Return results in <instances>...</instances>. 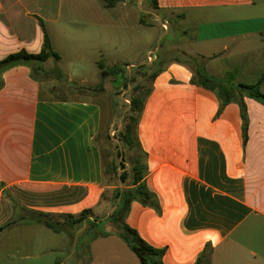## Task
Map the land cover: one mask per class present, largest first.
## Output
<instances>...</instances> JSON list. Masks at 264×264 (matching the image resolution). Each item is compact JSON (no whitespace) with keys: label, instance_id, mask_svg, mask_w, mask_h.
Masks as SVG:
<instances>
[{"label":"crops","instance_id":"crops-1","mask_svg":"<svg viewBox=\"0 0 264 264\" xmlns=\"http://www.w3.org/2000/svg\"><path fill=\"white\" fill-rule=\"evenodd\" d=\"M156 2L158 9L147 11L150 19L144 25L140 0L73 1L87 6L83 18L99 42L96 58L107 55L109 43L119 51L117 63L126 68L160 62L163 69L137 129L148 166L145 182L159 210L133 202L126 222L149 245L165 250L164 264H196L200 258L202 264H264V105L244 97L245 137L239 104L221 109L214 92L191 82L192 68L235 86L260 81L264 0ZM62 6L63 0H0V60L21 50L41 52L44 31L38 19L59 54L52 33L59 36ZM144 26L160 27L171 37L162 49L149 50L147 59ZM111 29L123 31L118 41L106 36ZM176 52L186 59L172 57ZM0 78V264H46L60 250L68 254V264H95L97 259L111 264V254H118L112 257L120 262L140 264L123 240L101 237L100 230L86 225L75 234L63 230L67 247L49 246L41 231L49 228L32 219L102 208L110 187L103 184V158L95 143L103 119L100 105L43 95L42 80L33 78L27 66ZM72 79L85 86L98 83L88 76ZM260 91L264 94V82ZM77 239L82 245L73 251ZM96 246L111 253L98 255Z\"/></svg>","mask_w":264,"mask_h":264},{"label":"trees","instance_id":"trees-1","mask_svg":"<svg viewBox=\"0 0 264 264\" xmlns=\"http://www.w3.org/2000/svg\"><path fill=\"white\" fill-rule=\"evenodd\" d=\"M111 0H105V2ZM117 2L119 0H112ZM153 5V10H157L156 0H150ZM149 1V2H150ZM40 26L44 31V42L42 50L38 54L29 53L25 50L18 51L8 55L6 58L0 60V74L3 72L15 68L17 66H27L32 71V77L37 78L36 73H41L43 76H54L56 75L61 81H69L64 72L55 67L53 71H46L43 67V64L49 59H53L56 63L60 61V55L54 50L52 41L46 31L45 24L41 19H38ZM141 22L144 25H148L147 21L143 18ZM189 61H195L192 58L188 59ZM196 62V61H195ZM160 62L148 66L153 68L151 74L145 75L144 78H141L139 81H136L134 77H128L127 68H114L111 74L115 75L118 83H114L113 87L115 89L129 91V110L125 115V119L117 129L119 134L117 157L119 159L122 157L124 161L118 162L119 159H113L111 162L105 160V156L102 154L103 158V184L106 180L107 175H112V181L110 183L120 182L124 186L122 189L115 184L105 183L104 186H113L116 189L113 191L111 197V206L114 208L109 216L106 215V218L103 220L106 221V229L100 230L101 217L95 215L92 209L84 210L79 215H70V214H61L58 215L59 218L66 219L67 224L71 227H78L86 225L87 229H98L101 231V237L116 236L123 240L129 249L137 256L140 261V264H164L163 257L165 255L164 249H156L144 241L138 232L131 228L127 222L126 218L129 214L131 205L133 202H139L143 206L151 207L155 210H159V204L157 197L153 194L147 187L145 178L148 174V166L146 162V154L142 150L137 129L141 115L145 108L146 101L152 92V83L155 78L163 71L162 68H158ZM101 71L106 70V66L100 62L97 63ZM144 66L141 68L143 69ZM193 72V78L191 82L199 87L207 89L214 92L220 103L221 109L226 105L236 102L241 108V117L243 120V131L244 136L247 135L248 128V117L246 105L244 103V97L254 99L264 105V94L260 91V86L264 82V73L257 84L254 85H231L226 81L215 79L208 76L202 69H191ZM139 71H136L138 73ZM142 72V71H141ZM129 74V73H128ZM115 80V81H116ZM150 81L151 85L147 86L144 82ZM73 84V83H72ZM4 82L0 78V89L3 87ZM133 85V86H132ZM74 91L85 89L82 86L77 84L72 86ZM120 95V93H118ZM58 100H68L66 98L56 97ZM97 144V138L95 139ZM120 144V147H119ZM98 146V145H97ZM99 147V146H98ZM122 150V155H121ZM128 154H131L128 157ZM126 161L129 162L130 167H127ZM118 163V164H117ZM119 165V166H118ZM119 169H125L119 175ZM104 199V197H103ZM108 216V217H107ZM32 219L40 224H43L50 230L55 233H60L63 229L60 227V223L55 221L54 217L48 214H35L32 216ZM97 221H100L97 223ZM55 264H61V262H56ZM196 264H202V258L198 260Z\"/></svg>","mask_w":264,"mask_h":264},{"label":"rangeland","instance_id":"rangeland-1","mask_svg":"<svg viewBox=\"0 0 264 264\" xmlns=\"http://www.w3.org/2000/svg\"><path fill=\"white\" fill-rule=\"evenodd\" d=\"M74 0H63V6H62V20L59 25V36H56L55 32L53 31V38L55 40V48L59 50V55L61 56V61L56 63L53 59H49L47 62L43 64V67L46 71L50 72L57 68L61 69L64 74L67 76L69 81H61L58 79L56 75L45 77L41 73H36L43 82V87H45V92H43V95L49 96L51 98H66V99H88L93 100L97 102L102 110V123L101 127L99 129V133L97 134V145L101 149L102 154L105 156V160L107 162H111L113 159H119L117 157V151H119L118 148V137L119 134L117 133V129L121 126V123L125 119V115L129 110V91L126 90H118L113 87V80L115 81V77H112L109 75L110 72L114 70L112 68L113 66H119V68L125 67L123 64L117 63V57L119 51L114 47V45H111L109 43L105 44V50H106V56H103L102 58H96L95 52L96 47L99 45V42L97 38L95 37V30L93 29V26L89 24V21L87 18H83L86 15L87 6L84 4L75 5L73 3ZM82 1V0H81ZM142 5L141 9L144 11H152L153 5L150 0H140ZM150 1V2H149ZM108 2V1H107ZM82 3V2H81ZM109 4H113L114 1H109ZM143 12V11H142ZM144 19L146 20L150 19V15L147 14V12H143ZM112 17L116 21H120V16L118 13L113 12ZM153 18V17H152ZM158 22L160 20L158 19ZM123 33V31H120L118 29H111L110 33H105L106 36L111 37L117 36L116 40H119V36ZM112 36V38H113ZM106 37V40L107 38ZM171 39L168 38V36L164 35L162 30H160V27L158 28H150L148 26H144L142 30V41H143V47H144V59H147L148 51H154L155 48H163L164 45ZM102 40V39H101ZM103 41V40H102ZM104 43V41H103ZM106 43V42H105ZM172 57L178 58V59H186L185 56H183L180 52H176L172 55ZM102 61L103 64H106V70L101 71L99 69V66H97V63L99 64ZM151 62L152 60H148ZM128 73L126 75L128 77H134L136 78L137 82H140L139 80L141 78H144L145 75L151 74L153 72V68L144 66L143 69H137L132 70L131 74L130 71L127 68ZM135 71H139L136 73ZM142 71V72H141ZM76 76V77H84L88 76L90 78V81H97L98 83L95 86H85L84 84L80 83L77 79L70 80V76ZM93 75H96L93 77ZM73 83V84H72ZM145 85L149 86L151 85L150 81L144 82ZM77 84L78 86H82L85 89L83 90H77L74 91L72 86ZM133 86V85H132ZM120 93V95L118 94ZM131 154H128V157H130ZM118 162L121 161V158L117 160ZM124 161V160H123ZM122 162V161H121ZM127 164H129L128 161H126ZM118 164V163H117ZM119 166V165H118ZM121 169H119L120 171ZM112 181V175H107L105 183L109 184H115L118 185L119 188H121L120 182L114 181V183H110ZM124 186V185H123ZM109 189L106 190L105 194L103 195L104 204L101 209H99L95 215L98 217H101V220L106 218V215H108L112 211V204H111V197L113 194V191L116 189L113 186H108ZM55 221L60 223V227L69 232L75 234L76 229L78 227H71L67 224L66 219H61L59 216H53ZM100 224V230L106 229V221H101ZM41 231H44L46 234L48 245L49 246H62L67 247L68 243V237L65 232H60L59 235L55 234L51 230L42 227ZM76 245L78 248L73 249L80 251L78 249L81 248L82 240L77 239ZM6 247H9L10 250L12 249L10 246H8V243ZM96 248L99 251L98 255H104V254H110V251L103 250L102 248L96 246ZM8 249V248H7ZM9 250V249H8ZM8 250L5 254H7ZM72 251V253H73ZM97 251V253H98ZM79 254L77 253V256ZM81 258L82 254H80ZM96 255V252H95ZM118 255V254H116ZM114 254H111L112 262L111 264H127L120 262L118 258H113L112 256H116ZM134 255V254H133ZM68 254L60 250L59 252L51 254L50 258H48V261L46 260V264L49 262H52L54 264L55 262L59 261L62 264H68L66 263V258ZM135 257V256H134ZM53 261H52V260ZM137 260V258L135 257ZM72 261V260H71ZM138 261V260H137ZM86 262V261H85ZM43 264V262H42ZM95 264H106L105 261L101 259H97Z\"/></svg>","mask_w":264,"mask_h":264},{"label":"water","instance_id":"water-1","mask_svg":"<svg viewBox=\"0 0 264 264\" xmlns=\"http://www.w3.org/2000/svg\"><path fill=\"white\" fill-rule=\"evenodd\" d=\"M143 12H147V11H144V10H142ZM158 16V15H157ZM133 67H135V66H133ZM128 70L130 71V74H131V72H132V66H129L128 67ZM121 126H122V124H121ZM119 143V142H118ZM119 147H120V144H119ZM121 148V147H120ZM122 150H121V155H122ZM121 161H123V159H122V157H121ZM127 167H130V165L129 164H127ZM125 169H121L120 171H119V175L124 171ZM123 187V184L121 183V188ZM114 208H112V210H113ZM110 214V213H109ZM109 214H108V216H109ZM107 216V217H108ZM100 221H97V223H99Z\"/></svg>","mask_w":264,"mask_h":264},{"label":"built area","instance_id":"built-area-1","mask_svg":"<svg viewBox=\"0 0 264 264\" xmlns=\"http://www.w3.org/2000/svg\"><path fill=\"white\" fill-rule=\"evenodd\" d=\"M149 56H150V59H151V56H152V55L150 54Z\"/></svg>","mask_w":264,"mask_h":264},{"label":"flooded vegetation","instance_id":"flooded-vegetation-1","mask_svg":"<svg viewBox=\"0 0 264 264\" xmlns=\"http://www.w3.org/2000/svg\"><path fill=\"white\" fill-rule=\"evenodd\" d=\"M136 72V71H135ZM112 75H114V74H112ZM114 81V80H113Z\"/></svg>","mask_w":264,"mask_h":264}]
</instances>
